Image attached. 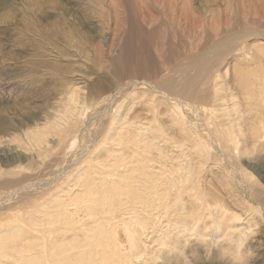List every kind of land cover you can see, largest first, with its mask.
Segmentation results:
<instances>
[{
    "label": "rangeland",
    "instance_id": "obj_1",
    "mask_svg": "<svg viewBox=\"0 0 264 264\" xmlns=\"http://www.w3.org/2000/svg\"><path fill=\"white\" fill-rule=\"evenodd\" d=\"M115 1L106 0L109 4L108 8L102 6L101 0L88 1L93 7L89 12L92 13L95 23H98L96 28L98 32H93L92 26H79L78 36L83 32L87 38L91 37L88 40L84 37L75 38L73 42H76L73 45H78L76 47L80 49L75 51L72 47L74 52L71 48H67L66 42L62 41L64 48L62 49L66 50L64 53L69 52L71 55H66L67 58L58 59L61 62H57L51 60L59 55L44 56L33 49L34 46H43L42 27L44 28L45 22L39 12L34 13V18L31 19L34 10L38 11L37 7H31L27 4V0H0V12L7 14L8 20L12 23L15 20L20 24L9 26L5 23L0 24V109L3 110L0 121H13L16 114L39 111L42 117L39 122L44 123L48 115L57 114V110L59 112L58 106L63 104L60 100L63 95L57 93L62 89V79L53 75L55 81H51L49 86L42 85V80L47 83L51 76L38 65L40 56L65 71L71 70L77 76L91 78L90 82L96 81L98 76L102 75L112 77L109 69L99 70V66H104V63L99 61L103 62L107 56L120 57L121 47L128 33L127 26L124 27L123 32L118 30L120 26L119 29H123V24L117 22L113 8L120 10L121 0ZM170 1L174 4V0H127L129 5L134 6L136 13L141 9L142 13L151 14L155 19L154 26L161 24L162 38L155 37L159 33L155 34L150 39L151 48L161 49L160 52L163 48L166 54L171 50L176 53V55H152L157 63L171 57L169 63L172 64V61L183 60L188 56L186 54L196 53L215 39L219 40L223 36L234 38L235 51L226 55L221 64L214 68L210 80L205 81V86L203 83L198 88L200 94L208 93L205 99L185 101L181 97H167L153 88L152 80L145 78L144 73L142 77L132 79L121 77L118 84L136 80L140 83L124 91L123 89L116 91L114 87L112 91L106 93L104 96L110 94L112 97L107 105L92 106L79 122L78 146L68 153L65 163L52 167L50 164L52 161L53 164H57L58 160L62 162L61 158L64 156L63 154L59 156L55 150L52 151L54 154L43 158L42 173L33 180H36V183L53 180L60 170L66 169L70 166V161L77 158L76 153L85 160L89 158L85 166L92 162L95 164V158L102 156L98 160H103L106 149L113 148V143L122 150V154L117 156L116 163L122 166L114 168L124 171L127 162L133 159L132 150L127 148V143L120 138L126 132H130L127 128L144 130L151 125L160 131V125H163L165 131L163 134H158L157 138L154 137L153 150L145 147L149 142L147 137L152 138L151 132L147 133L145 145L140 150L145 161L154 160L156 169L142 170L141 166L145 161L139 158L133 167L128 168L127 173V176L135 181V185L139 186L140 191L149 199L151 210L142 212V206L138 201L125 205L124 197L113 211L118 220H127V218L143 220L146 225L148 231L142 235L143 240L140 244L142 257L135 263L146 264L145 261L150 259L151 264H160L161 260L155 256V252L158 249L160 255H163L167 247L158 246L159 239L167 241L174 239L179 244L177 247L172 246V253L179 264H264V98L260 95L248 97L247 91L237 83L238 74L260 75L264 80V36L247 37L252 33H264V21L259 20V15H264V0H229L232 3L227 0H214L218 5L223 1L224 5L219 6L220 11L210 10L207 15L197 8L198 0H193L195 2L190 4L186 2L187 6L183 7L181 3V9L179 8L178 11L173 10L177 6L171 8ZM100 7H103V10ZM125 13L126 16L130 11L125 10ZM233 17L238 18L237 25L230 23L229 20L233 22ZM29 26H35L32 34L38 33L40 37L23 34L22 30L28 31ZM142 26L146 31L153 28L143 22ZM235 33L240 35L236 37L233 35ZM93 36H96L95 39ZM51 42L55 46L60 45L56 41L51 40ZM142 45L144 51L150 49L145 43ZM52 46V43L48 42L46 48ZM91 49L94 51L93 61L88 59L92 54L87 55ZM153 50L150 49L151 52ZM103 53L107 54L106 57ZM154 53L156 54V51ZM93 66H97L98 70ZM170 66L166 64L160 68H170ZM259 87L258 84L256 88ZM256 88L253 90L256 91ZM122 93L124 95L120 98ZM108 120L111 125L106 129ZM123 122H126L127 128L121 129ZM251 125L255 130L254 136L248 130ZM216 130H226L236 137L235 142L240 150L232 149L234 159L225 151L226 142ZM106 131L119 133L116 138L107 141ZM137 135L141 137L139 133ZM51 138L53 137L48 139ZM65 144L63 143L62 147ZM1 148L0 146V150ZM144 149L147 150L144 152ZM110 159L111 157L107 160ZM81 165L83 167V164ZM1 167L2 170L8 169V166ZM77 170H72L70 175L76 174ZM95 176L99 175L96 173ZM4 179L5 177L0 174V182ZM182 184L191 186L189 193L195 187H199L198 196H203V199L198 200L197 207H200L198 216L186 218L180 216L189 205L187 197L184 196L182 201L174 197ZM1 189L4 188H0L2 192ZM9 189H4L3 192H8ZM1 192L0 196L4 197ZM12 201L0 204V208L3 209L0 211L5 213V218L19 215L14 221H24L27 216L22 214V211L9 208L10 204L14 203ZM4 206L8 208L5 209ZM104 216L106 215H99L100 222L105 223ZM239 243H242V246Z\"/></svg>",
    "mask_w": 264,
    "mask_h": 264
},
{
    "label": "bare ground",
    "instance_id": "obj_2",
    "mask_svg": "<svg viewBox=\"0 0 264 264\" xmlns=\"http://www.w3.org/2000/svg\"><path fill=\"white\" fill-rule=\"evenodd\" d=\"M27 1V4L31 5V7H37L36 9H38V11L34 10L31 14V19L33 20L34 13L39 12L40 17L45 22L44 28L42 27L41 44L43 46H34L33 49L44 56L59 55L51 61L58 62L60 61L58 59L67 58L66 55H71L69 52V54L67 52L64 53L66 50L63 51L62 41L66 42L67 48L72 49L73 47L75 51H79L80 48L76 47L78 45H73L76 42H73L74 39L84 37L88 40L91 37L87 38L83 32H81V36H78L79 26H92L93 32H98V29L96 30L98 23H95L92 13L89 12V10H93L92 4H89L91 0ZM101 1L103 3L102 6L109 7L106 0ZM186 2L190 4L195 1L185 0L181 2V0H174V4L170 1L172 3L171 8L177 6L173 10L178 11L179 8L181 9L180 4L182 3L183 7L186 5ZM227 2L230 1L227 0ZM222 3L220 1L218 5L214 0L196 1L197 8L205 14L208 11L210 12V10L220 11L218 8L224 5ZM227 4L226 7H228ZM119 5L120 10L113 8L117 22L123 24V29L120 30V26L118 30L123 32L124 27H128V33L121 47V56L109 58L108 56L106 57L107 54L103 53L106 60L103 62L99 61V63H104V66H99V70L109 69L112 77L102 75L101 77L98 76L99 78L96 81L90 82L91 78H85L83 75L77 76L71 70L65 71L58 67L57 64L40 56L38 65L40 68H44L45 72L50 73L49 76H51V79L47 83L42 80V85L49 86L51 81H55L54 76L62 79V89L60 90L63 93L61 91L57 93L63 95L60 98L63 104L58 106L59 112L57 110V114L48 115L44 123L39 122L42 119L39 111L16 114L13 121H0V146L2 147V150H0V164L1 166H8V169L5 170H2L3 168L0 166V174L2 177H5L4 181L0 182V188L11 189L8 192H3L4 189H1L4 197L0 196V204L11 203L13 200L14 203L10 204V207L9 205L7 206L10 209H18V211H22V214L27 216L24 221H14L19 215L5 218V213L0 211V264H136L135 261L142 257L140 245L143 240L142 235L148 231L144 221L131 220L129 218L127 220H118L113 211L123 201L124 197L126 198V201H124L125 205L138 201L142 206V212H148V209L151 210L149 199L140 191L139 186L135 185V181L127 176V173L128 168L133 167L139 158L143 159L140 150L145 145L144 140L147 137V133L151 132L152 138L150 136L147 137L149 142H147L145 147L153 150L155 138H157L158 134H163L165 131L163 125L159 124L161 127H159L160 131H158L151 125L144 130L139 128L130 130L127 128L126 122L121 124V129L122 127H126L130 132H126L120 138L127 143V148L131 149L133 153V159L127 162L124 171L115 170V168L122 166L121 164H116L118 161L117 156L122 154V150L117 148L116 143H113V148L106 149L103 160H98L102 156L95 158V164L92 162L88 166H85L89 158L87 157L85 160L84 157L76 153L77 158L71 160L70 166L65 167L66 169L60 170L53 180L36 183V180H33V178L42 173L44 168L43 158L54 154L52 152L54 150L57 151L56 154L59 156L60 154L64 156L61 158L62 162L56 161L57 164H53V161H50L52 167H55V165L61 166V163H65L68 153L78 146L79 135L77 133L79 132V122H81L84 114L92 106L107 105L106 103L112 97H110V94L104 96L106 93L112 91L114 87L116 91L122 89L124 91V89H131L140 83V81L136 80L135 82L118 84V80L121 77L132 79L142 77L141 75L144 73L145 78L152 80L153 88L163 95L172 98L181 97L185 101H200L205 99L208 93L200 94L198 88L203 83L205 86V81L210 80L214 68L221 64L226 55H230L235 51V46L233 44V37L220 36L222 38L213 40L211 44H205L196 53H185L188 56L181 61H172L173 63L170 64L169 61L172 59L170 57L168 60H160L157 63L152 55H176L172 50L166 54L163 48L162 52H160L161 49L153 50L151 48L150 39L155 34L159 33L155 37L162 38L163 30L161 24L154 26L155 19L151 14L142 13L139 7L140 13H136L133 8L134 6L129 5L127 0H121ZM119 5L117 6L119 7ZM112 6L114 5L112 4ZM112 6L110 5V8ZM125 10L130 11L126 16ZM182 11H184L183 8ZM158 16L157 14L156 17ZM216 17H219V15H216ZM8 19L9 16L7 14L0 12V24L5 23L8 26L12 24L20 25L15 20L12 23ZM232 20L233 22L229 21L234 25H237L239 22L236 17H233ZM259 20L264 21V15H259ZM114 21L116 20L114 19ZM142 22L151 27L153 26V28L146 31L142 26ZM189 26H191L190 23ZM34 27L29 26L28 31L30 33L26 29L22 30V33L40 37L38 33L32 34ZM233 35L238 37L240 34L235 33ZM260 35L264 36V33H252L248 34L247 37ZM95 37L93 36V39ZM51 40L56 41L60 45L55 46ZM48 42L52 43V48H46ZM142 43H145L147 48H150L153 52L150 49L144 51ZM108 46L110 47V45ZM161 46L164 47L163 44ZM154 51H156V54ZM90 52L87 55L92 54V56L88 57V59L89 61H93L94 51L91 49ZM142 55L147 56L144 57ZM166 64L171 65L170 68H160V66ZM93 67L98 70L97 66ZM237 83L243 90L247 91L246 95L248 97L260 95L264 98V80L262 76L255 74L244 76L238 74ZM258 84L260 87L256 88ZM253 88H256V91ZM124 94L122 93L120 98ZM2 111L0 109V114ZM110 125L111 122L108 120L106 129ZM248 130L252 136L255 135L253 125ZM105 133L106 139L109 141L113 140L119 132L114 131L113 133H109V131H106ZM217 133L226 142L227 148L225 151L234 159L232 149L240 150L235 142L236 137L229 134L226 130H219ZM49 137L53 138L48 139ZM66 140L67 142H65ZM63 143H66L64 147H62ZM50 147L51 149H49ZM61 147L63 150H61ZM146 150L144 149L143 151L145 152ZM49 152L52 153L49 154ZM110 157L111 159L108 161L107 159ZM41 159L42 161L40 162ZM25 162L27 163L24 164ZM153 162V159H148L142 163L141 169L149 168L155 170ZM81 164H83V167ZM74 169H78L77 173L70 175V172ZM96 173L99 175L98 177L95 176ZM190 187L182 184L180 190L174 196L179 201H182L184 196L187 197L189 205L186 206L185 212L180 215L183 218L198 216V211L200 210V207H197L198 200L203 199V196H198L199 187H195L189 193ZM8 207L4 206L5 209ZM99 215H106L103 217L105 223L100 222ZM185 226H187L186 223ZM142 230L144 232H141ZM238 240L240 241V239ZM178 244L179 242L174 241V239L170 241L159 239L157 245H166L167 247L163 255H160L158 249L155 252V256L161 260L160 264H179L176 256H173L172 253V246L177 247ZM239 244L242 246V243ZM145 263L151 264L150 259H147Z\"/></svg>",
    "mask_w": 264,
    "mask_h": 264
}]
</instances>
